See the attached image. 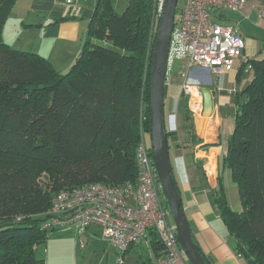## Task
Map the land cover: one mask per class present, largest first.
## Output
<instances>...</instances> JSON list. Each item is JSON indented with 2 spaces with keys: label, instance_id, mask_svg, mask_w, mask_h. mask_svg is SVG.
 I'll list each match as a JSON object with an SVG mask.
<instances>
[{
  "label": "trees",
  "instance_id": "16d2710c",
  "mask_svg": "<svg viewBox=\"0 0 264 264\" xmlns=\"http://www.w3.org/2000/svg\"><path fill=\"white\" fill-rule=\"evenodd\" d=\"M16 1L0 0V264H46L37 249L57 229L43 224L59 191L137 181V147L143 129L151 131L160 15L156 0H129L121 11L115 0H98L81 54L61 72L46 56L4 39ZM248 67L252 78L236 94L235 129L221 162L242 209L223 187L213 194L243 264H264V55L249 58ZM146 237L153 255L139 261L154 264L165 248L155 230Z\"/></svg>",
  "mask_w": 264,
  "mask_h": 264
},
{
  "label": "crops",
  "instance_id": "0c3cea01",
  "mask_svg": "<svg viewBox=\"0 0 264 264\" xmlns=\"http://www.w3.org/2000/svg\"><path fill=\"white\" fill-rule=\"evenodd\" d=\"M97 2L17 0L4 24L3 37L16 49L46 56L59 71L66 72L83 50L88 23ZM214 19L233 25L243 35L246 43L243 53L247 61L239 58L233 69L219 73L203 66L188 70L187 77L191 82L201 89L216 91L213 115L205 124L202 120L197 123V116L188 118L187 97L181 90L186 79L183 75L187 70L186 61L172 59L165 86V118L173 167L194 240L213 264H243L234 250V241L227 239L224 233L213 192L223 187L226 193L228 186H237L232 180L231 171L221 163L235 129L237 106L233 112H226L225 108L251 81V73L249 77L245 76L249 68L248 59L264 55V0H249L244 8L237 10L222 8L216 12ZM93 225L98 227L91 229ZM93 225L82 234L107 242V247L103 248L107 264H115L121 252L101 236L99 224ZM81 246L85 247V244ZM142 253L153 255L148 237L123 255V262L118 261V264H140L139 256ZM159 260H156L158 264Z\"/></svg>",
  "mask_w": 264,
  "mask_h": 264
},
{
  "label": "built area",
  "instance_id": "2783aa9c",
  "mask_svg": "<svg viewBox=\"0 0 264 264\" xmlns=\"http://www.w3.org/2000/svg\"><path fill=\"white\" fill-rule=\"evenodd\" d=\"M156 1L161 16L165 0L162 8L160 0ZM248 1L183 0L177 6L169 64L172 59L186 61L187 70L183 73L186 79L181 90L193 116H202L204 99L201 87L188 79V70L203 66L219 73L233 69L239 58L247 61L243 53L246 45L243 35L233 25L219 23L214 16L222 8H244ZM142 133L136 152V182L90 183L62 189L54 197L48 212L51 218L43 227L74 229L82 233L88 226L99 224L101 236L121 252L120 263L123 262L122 253L131 245L139 244L153 229L165 248L159 264H189L156 171L150 133L144 129Z\"/></svg>",
  "mask_w": 264,
  "mask_h": 264
},
{
  "label": "water",
  "instance_id": "95a60500",
  "mask_svg": "<svg viewBox=\"0 0 264 264\" xmlns=\"http://www.w3.org/2000/svg\"><path fill=\"white\" fill-rule=\"evenodd\" d=\"M179 0H165L159 19L150 75L151 144L156 171L178 229V239L191 264H213L194 240L188 215L182 209L180 185L174 175L165 118V86L168 75L171 39ZM202 119L206 124L213 115L216 91L203 88ZM203 123V124H204Z\"/></svg>",
  "mask_w": 264,
  "mask_h": 264
},
{
  "label": "rangeland",
  "instance_id": "374dc122",
  "mask_svg": "<svg viewBox=\"0 0 264 264\" xmlns=\"http://www.w3.org/2000/svg\"><path fill=\"white\" fill-rule=\"evenodd\" d=\"M128 2L129 0H118V3L116 2L117 10H123L127 6ZM182 2L183 0H179L178 4H181ZM162 4L163 0H160V8H162ZM246 75L249 77L250 72L248 71L245 76ZM235 107L236 100H234L231 105L227 106L225 111L233 112ZM189 115L190 118L193 116L190 112ZM196 116L198 118L197 123H200L201 120L203 121L202 116ZM47 180L48 174L46 172L39 176V181L41 183H44V181ZM238 190L237 186H228L226 188V196L236 210H241L242 203ZM221 222L223 224L224 233L227 234V239H231L229 231L222 219ZM96 227L98 226L93 225L91 229H96ZM98 240L93 238L90 239V236L86 235V233L81 234L76 232L74 229L51 230L49 232L47 242L40 244L38 247L37 254L39 257L46 259V264H107V255L104 254L103 249L104 247H107V242L100 241V239ZM83 243L85 244V247L81 246ZM102 243L106 244L102 245ZM119 259L116 260L115 264H118ZM154 260V264H158L156 259Z\"/></svg>",
  "mask_w": 264,
  "mask_h": 264
}]
</instances>
